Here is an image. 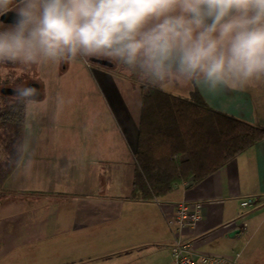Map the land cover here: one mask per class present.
Returning <instances> with one entry per match:
<instances>
[{
    "label": "crops",
    "instance_id": "1",
    "mask_svg": "<svg viewBox=\"0 0 264 264\" xmlns=\"http://www.w3.org/2000/svg\"><path fill=\"white\" fill-rule=\"evenodd\" d=\"M195 89L210 107L264 129V120L258 121L254 117L248 95L222 89ZM110 97L113 105L122 108L114 93ZM126 112L127 115L122 117L126 118L124 127L117 123V128L112 129L113 135H105L103 125H95L93 121L86 124L84 132L89 137L79 142L78 154L53 146L52 137V153L45 154L52 164L45 169L43 177L49 184L48 179L52 176V194L60 187L62 192L78 194V197L74 208L72 204L69 207L73 211L67 218L70 231L63 235V248L57 253L52 245L49 256L55 258L63 254L65 264H172L169 248L177 232L176 226L169 224L168 219L173 214L174 205L186 201L201 203V217L193 226L184 227L181 235L193 242L196 251L215 255L238 254V263L241 264L240 253L235 250L236 242L251 223L264 220V139L243 150L200 182L190 180L152 200H134L130 195V181L134 170L137 126L129 117V108ZM63 125L66 129L71 124ZM93 129L95 135L89 132ZM68 140L60 139L65 145ZM9 153L0 157L4 167V160L14 161L12 169L6 173L0 167L2 264L17 263L14 261L18 259L20 263L28 255L19 248L27 235L20 213L24 208L21 196L25 192L21 186L24 182L19 179L29 172V162L39 158L35 153L18 152L14 157ZM34 194H38L37 191ZM246 198L256 199V206L242 208L239 203ZM59 206L52 201V208L50 205L48 210L45 208L44 212L49 214L44 213V218L51 213L52 217L45 219L43 227H38L39 233L32 237L34 240L56 241L54 223L59 219L54 210L60 209Z\"/></svg>",
    "mask_w": 264,
    "mask_h": 264
},
{
    "label": "clouds",
    "instance_id": "2",
    "mask_svg": "<svg viewBox=\"0 0 264 264\" xmlns=\"http://www.w3.org/2000/svg\"><path fill=\"white\" fill-rule=\"evenodd\" d=\"M9 14L4 69L95 58L160 90L242 91L264 77V0H0V17ZM13 95L28 104L40 92L25 82Z\"/></svg>",
    "mask_w": 264,
    "mask_h": 264
},
{
    "label": "rangeland",
    "instance_id": "3",
    "mask_svg": "<svg viewBox=\"0 0 264 264\" xmlns=\"http://www.w3.org/2000/svg\"><path fill=\"white\" fill-rule=\"evenodd\" d=\"M53 67L51 63H47L34 68L33 72L37 75L33 79L36 82L39 81L43 97L37 103L23 104V123L16 120L10 121L9 115H6L7 119L0 118V157L5 153L7 155L9 152L13 157L18 152L35 153L39 157L37 161L29 162V172L19 179V181L24 182L21 185L25 190L21 195L23 196L22 204L24 208L20 213L25 223V232H27L19 248L24 250L25 255H28L24 258L20 257L22 262L18 263V259L14 261L17 263L11 264H31L32 259L35 262L33 264H65L63 254L55 258L49 255L52 254V245H55L54 250L57 253L63 248V235L68 234L70 231L67 218L73 211L69 207L70 204L72 206L75 204L78 194L64 193L60 190V187L59 191L52 194V176L48 179L49 184L47 178L45 180L43 177L45 169L50 163L52 164L47 160L48 156L45 155L52 153V137L55 144L53 146H58L60 149L66 148V150H72L71 153L78 154L79 142L82 138L89 137L88 133L85 134L86 132H84L85 125L92 121L95 125L98 123L97 125L104 126L105 135L107 133L112 134V129L117 128V123L121 124V128L124 127L123 123L126 122V118L122 117L127 115L126 110L129 108L131 113L129 117L137 126L138 103L141 100L143 85L135 77L117 74L120 70L116 67L113 75L111 74L112 78L100 74L87 75L85 67L78 70L70 68L65 72ZM17 73H19L18 77H15ZM25 73L17 68L14 70L0 68V83H2V86L8 84L15 87L25 83L23 82L25 81ZM192 90V86L176 85L170 86L164 91L186 98ZM239 92L250 97L256 120H264V77ZM110 93L116 95V100L121 102L122 108L113 105L114 102L110 97ZM17 105L14 96L7 97L0 92V113L14 111ZM119 111L122 112L119 113ZM63 124L71 125H67L65 129ZM89 132L92 135L96 133L94 129L89 130ZM16 136H20L22 142V146H18L19 151L17 146L15 147L12 144V140ZM61 138H68V145L61 142ZM6 155L4 156L6 157ZM0 167L3 168L1 169L4 173L12 169L7 165L4 167L1 162ZM62 189L65 188L62 187ZM34 191H37L38 194H34ZM91 195L95 194L92 193ZM52 201L61 206H59L60 209L54 210L59 219L54 223L56 241L34 240L32 237L38 232V229L43 227L46 220L52 217V213L49 217L48 215L45 218L43 216L47 206L50 205L52 208ZM46 212L45 214H49L48 211ZM246 230L235 246L236 252L240 253L241 258L239 260L241 264H264V220L251 223ZM1 243L2 241H0V245Z\"/></svg>",
    "mask_w": 264,
    "mask_h": 264
},
{
    "label": "trees",
    "instance_id": "4",
    "mask_svg": "<svg viewBox=\"0 0 264 264\" xmlns=\"http://www.w3.org/2000/svg\"><path fill=\"white\" fill-rule=\"evenodd\" d=\"M143 87L130 181L134 200H152L182 183L200 182L264 139L262 127L210 107L194 88L185 98ZM23 107L21 104L14 111L0 113V118L9 115L10 121L23 123ZM12 144L18 147L20 136ZM3 163L12 168L14 161L6 159Z\"/></svg>",
    "mask_w": 264,
    "mask_h": 264
},
{
    "label": "built area",
    "instance_id": "5",
    "mask_svg": "<svg viewBox=\"0 0 264 264\" xmlns=\"http://www.w3.org/2000/svg\"><path fill=\"white\" fill-rule=\"evenodd\" d=\"M256 199L246 198L239 204L242 208H254ZM200 202L180 201L175 206L173 214L168 219L169 224L176 226V237L170 245L169 251L172 264H239L238 254L215 255L196 251L192 241L181 235L184 227L193 226L201 217Z\"/></svg>",
    "mask_w": 264,
    "mask_h": 264
},
{
    "label": "flooded vegetation",
    "instance_id": "6",
    "mask_svg": "<svg viewBox=\"0 0 264 264\" xmlns=\"http://www.w3.org/2000/svg\"><path fill=\"white\" fill-rule=\"evenodd\" d=\"M11 18H12L11 14H9L7 17H0V19H4L5 22H10ZM51 64L54 66L53 68H55V67L59 68V70H62L63 72L68 71V69H70V68H75L76 70H78L80 68L85 67V69L87 70L86 71L87 75L100 74V75H103V76H106V77L109 76L108 78H112L114 68L116 67L115 65L110 63L108 60H96L95 58H93V60L89 64H86V63H84L82 61H79V60L78 61L69 62V63H63L62 62L60 65H57L55 63H51ZM7 69L14 70L15 68L9 67ZM33 71H34V69L25 73V75H24L25 76L24 77L25 81H23V82H27L29 85L32 84V83H37L39 85V83L34 81L35 79H33L35 77V75H37ZM117 74L124 75L121 71H118ZM16 75L17 76H15V77H18L19 73H17ZM124 76H126V75H124ZM5 87L13 89L12 86H9L8 84H3V86L0 87V92H1V89L5 88ZM39 87L41 89L40 85H39ZM10 95L14 96L13 93L12 94H5V96H7V97H11ZM19 105H21V104L18 103L17 106H19Z\"/></svg>",
    "mask_w": 264,
    "mask_h": 264
},
{
    "label": "water",
    "instance_id": "7",
    "mask_svg": "<svg viewBox=\"0 0 264 264\" xmlns=\"http://www.w3.org/2000/svg\"><path fill=\"white\" fill-rule=\"evenodd\" d=\"M30 85L36 87L39 90L40 96H38L37 99L40 100L43 95H42V91H41L39 85L37 83H32ZM1 92L2 93H5V94H12L13 93V89L12 88H8V87H5V88H2L1 89ZM230 236H232V234Z\"/></svg>",
    "mask_w": 264,
    "mask_h": 264
}]
</instances>
